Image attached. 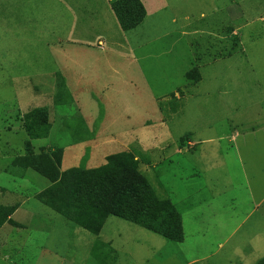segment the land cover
<instances>
[{
	"label": "rangeland",
	"instance_id": "374dc122",
	"mask_svg": "<svg viewBox=\"0 0 264 264\" xmlns=\"http://www.w3.org/2000/svg\"><path fill=\"white\" fill-rule=\"evenodd\" d=\"M113 1L0 0V206H19L0 264H264V0H139L129 32ZM35 108L45 139L22 128ZM52 153L60 173L131 154L183 238L45 207L52 183L15 162Z\"/></svg>",
	"mask_w": 264,
	"mask_h": 264
},
{
	"label": "trees",
	"instance_id": "16d2710c",
	"mask_svg": "<svg viewBox=\"0 0 264 264\" xmlns=\"http://www.w3.org/2000/svg\"><path fill=\"white\" fill-rule=\"evenodd\" d=\"M111 7L123 32L134 30L145 18L139 0H114ZM22 128L29 140L47 138L50 127L46 108L26 113ZM28 147L29 143L27 150ZM29 156L19 157L15 163H23L20 168H32L52 183L36 200L85 230L96 232L113 216L169 240L176 241L173 238L177 236L183 238L176 208L171 202L157 198L149 182L139 173L137 160L131 154L110 156L104 165L92 170L74 168L62 173L58 171L60 154L37 157L36 160L41 159L39 164L35 158L29 161ZM53 160L56 165L52 164ZM18 207L0 206V228L5 224L16 226L10 216Z\"/></svg>",
	"mask_w": 264,
	"mask_h": 264
},
{
	"label": "crops",
	"instance_id": "0c3cea01",
	"mask_svg": "<svg viewBox=\"0 0 264 264\" xmlns=\"http://www.w3.org/2000/svg\"><path fill=\"white\" fill-rule=\"evenodd\" d=\"M258 117H261V114L260 115H258ZM239 124V123H238ZM257 129H255V130H260V129H262V128H264V125L262 126V125H259V126H257L256 127ZM236 130H239V128L237 127L236 128ZM254 130V129H253ZM223 141H227V143L230 145V146H233V148H234V150H235V158H236V160H238L239 161V163L242 165V163H241V158H240V156H239V153H240V150L238 149L239 148V142L241 141H247V139H246V136L245 135H241L238 131H235V132H233V134H231V135H225L223 138ZM247 143V142H246ZM255 144H256V140H255ZM251 145H252V142H251ZM182 150H187V149H185V148H183ZM181 150V151H182ZM226 157H227V155H225V159H226ZM2 207H9L8 205L7 206H2ZM19 208V207H18ZM19 209H17L16 211H15V213L18 211ZM14 213V214H15ZM14 214H12L11 216H10V219H11V221H13V216H14ZM14 222V221H13ZM14 223H16V222H14ZM17 224V223H16ZM6 225V224H5ZM4 226V225H3ZM2 226V227H3Z\"/></svg>",
	"mask_w": 264,
	"mask_h": 264
}]
</instances>
